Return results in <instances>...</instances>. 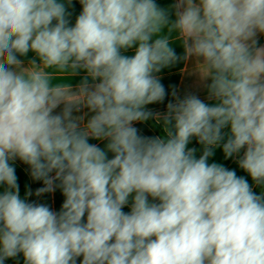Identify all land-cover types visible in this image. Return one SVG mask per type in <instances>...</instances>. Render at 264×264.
<instances>
[{"label":"clouds","instance_id":"1","mask_svg":"<svg viewBox=\"0 0 264 264\" xmlns=\"http://www.w3.org/2000/svg\"><path fill=\"white\" fill-rule=\"evenodd\" d=\"M71 3L0 0V264H264V191L208 163L230 127L225 158L243 150L264 188V0H176L174 19L155 0H79L74 26ZM180 59L214 103L173 91L153 114L156 74ZM80 71L75 88L52 83ZM150 118L164 135L134 127ZM16 159L43 181L37 196L61 189L59 212L21 198Z\"/></svg>","mask_w":264,"mask_h":264},{"label":"crops","instance_id":"2","mask_svg":"<svg viewBox=\"0 0 264 264\" xmlns=\"http://www.w3.org/2000/svg\"><path fill=\"white\" fill-rule=\"evenodd\" d=\"M155 2L159 7L168 10L170 17L172 19L175 18L174 14H172V5H174L176 0H155ZM68 11L71 13V16L69 17L70 24L74 26L76 17L82 11V5L79 3V0H72L71 5L68 6ZM167 34H168L167 29H164L161 33V35H167ZM258 41L260 45H264V35L259 36ZM171 47H173L174 51L177 53L178 56L183 57L184 49L182 43L179 40H174L171 43ZM122 54L127 56H133L135 54V47L127 50H122ZM21 59L25 62V64H27L30 60L33 59H35L37 63H39L38 57H36V54L31 51L27 54V56L21 57ZM194 67H195L194 61L192 60L185 61L183 59H180L174 65L163 68L159 73H157L156 75L160 78V82L163 84L166 90V96L163 102L149 104L146 106V109L151 111L153 114L160 113L161 115H163L167 111V104L170 101L174 102L175 98L172 95L173 91H175L176 95L180 98H183L187 94H195L199 96L200 99L204 100L207 103H214V101L208 100L207 90L205 87H203V85L199 81L198 74L194 72ZM49 71H54V70L50 69ZM84 75L85 73L83 71H80L79 74L76 76L67 77L65 79L57 78L54 79L52 83L54 84L69 83L73 86V88H75V86L80 83ZM60 110L61 109L58 108L56 109V112H59ZM84 112H88V110L82 109V112L77 114H83ZM91 115L92 113H88V116ZM158 124L163 128L162 119ZM134 127H136L139 130V133L143 136H148V137L157 136L155 132L145 122H135ZM223 133L225 134V139L224 141H221L220 146L215 147L213 149V155L209 157L208 163L209 164L217 163L223 165L229 170H235L237 176L244 177L254 189L255 184L252 181L250 175L246 171L241 169L238 164V159L240 156H242L243 150H241V153L239 155H234L230 158H225L222 145L224 142H226L228 135H230V127H226L223 130ZM94 141H95L94 144H97L102 149H105L107 141H98V140H94ZM197 145H198L197 139L193 138L189 143L188 147L196 149ZM203 150H204V146L201 147L197 152L196 154L197 158H199L200 155H202ZM107 155L108 158H113V154L111 152H108ZM10 163L15 167L17 183L19 185L20 196L22 199H26L28 202H34L37 204H45L56 212H59L61 210L65 197L63 196L62 191L59 187H57L53 192L44 193L40 196H37L35 194L36 190L44 186L43 181L34 180L30 174L31 172L30 167L27 164L20 161L19 159H16L15 161H10ZM54 174L55 173L53 172L50 175H54ZM18 177H20L21 179V184L18 182ZM56 183L58 184L59 182L57 181ZM5 187H6L5 185H0V193H3ZM29 190H31L32 193L31 195H27ZM261 191H264V188H261L258 194H260ZM131 202L132 201L130 198L129 204L123 208V211L130 212ZM81 260L82 257L78 258L77 264H80ZM5 264H24L23 254L22 253L19 254L14 259L13 258L6 259Z\"/></svg>","mask_w":264,"mask_h":264},{"label":"trees","instance_id":"3","mask_svg":"<svg viewBox=\"0 0 264 264\" xmlns=\"http://www.w3.org/2000/svg\"><path fill=\"white\" fill-rule=\"evenodd\" d=\"M145 123L155 132L156 135H164V132H163V128L152 118H150L149 120L145 121ZM224 130V129H223ZM222 130V131H223ZM90 143H95L94 140H90L89 141ZM203 147V145L199 144L197 145L196 147V153L195 155L197 154V152L199 151V149ZM18 182L21 184V179L20 177H18ZM261 190V187L260 186H257L255 185L253 191L258 194Z\"/></svg>","mask_w":264,"mask_h":264}]
</instances>
